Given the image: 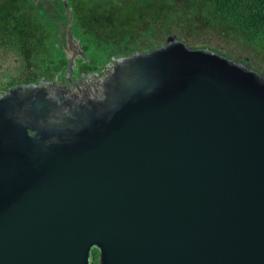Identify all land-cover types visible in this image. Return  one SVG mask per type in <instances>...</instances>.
<instances>
[{"label":"water","instance_id":"1","mask_svg":"<svg viewBox=\"0 0 264 264\" xmlns=\"http://www.w3.org/2000/svg\"><path fill=\"white\" fill-rule=\"evenodd\" d=\"M43 1L67 66L0 97V264H264V69L171 41L75 78Z\"/></svg>","mask_w":264,"mask_h":264},{"label":"flooded vegetation","instance_id":"2","mask_svg":"<svg viewBox=\"0 0 264 264\" xmlns=\"http://www.w3.org/2000/svg\"><path fill=\"white\" fill-rule=\"evenodd\" d=\"M112 1L70 0L81 50L73 66L75 78L171 41L214 49L210 41H233L187 19L176 0ZM45 6L43 0H0V97L18 86L53 82L67 66L64 46Z\"/></svg>","mask_w":264,"mask_h":264},{"label":"trees","instance_id":"3","mask_svg":"<svg viewBox=\"0 0 264 264\" xmlns=\"http://www.w3.org/2000/svg\"><path fill=\"white\" fill-rule=\"evenodd\" d=\"M173 1V0H169ZM185 17L245 46L264 48V0H176ZM99 252L92 250L93 263Z\"/></svg>","mask_w":264,"mask_h":264},{"label":"rangeland","instance_id":"4","mask_svg":"<svg viewBox=\"0 0 264 264\" xmlns=\"http://www.w3.org/2000/svg\"><path fill=\"white\" fill-rule=\"evenodd\" d=\"M112 3H115L114 0ZM175 4H180L178 2H174ZM207 41L208 38L206 37ZM209 41V40H208ZM212 42L213 46H217L216 49L221 50L223 53L231 54L234 57H239L241 59H247L254 67L262 70L264 69V48L259 49V46H245L240 44V40H234L228 42L224 39H219Z\"/></svg>","mask_w":264,"mask_h":264}]
</instances>
